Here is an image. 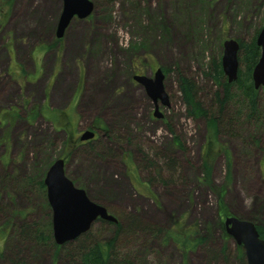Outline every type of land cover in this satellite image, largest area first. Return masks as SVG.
Instances as JSON below:
<instances>
[{
  "label": "rangeland",
  "instance_id": "374dc122",
  "mask_svg": "<svg viewBox=\"0 0 264 264\" xmlns=\"http://www.w3.org/2000/svg\"><path fill=\"white\" fill-rule=\"evenodd\" d=\"M91 2V15L74 18L57 39L62 0H0V264H80L73 241L60 251L66 244L59 247L52 237L43 180L57 159L92 203L144 224L131 238L117 239L115 264H246L223 220L232 215L264 227V125L235 112L242 99L235 83L230 115L237 123L218 138L225 151L212 163L211 188L202 172L205 123L187 116L177 80L192 79L203 97L216 90L205 72L212 61L221 67L223 41H256L264 0ZM156 68L163 70L169 97L168 107L159 104L162 119L152 116L151 98L132 79L153 78ZM257 93L264 120V87ZM51 99L60 108L52 109ZM54 112L69 117L53 125L47 117ZM89 129L96 138L80 142ZM160 155L174 161L171 181L168 171L158 177L145 167V156H159L160 164ZM219 189L226 214L217 205ZM109 223L97 220L86 233L106 244L115 232ZM178 230L196 233L208 247L183 254L173 240ZM210 246L227 259L209 260Z\"/></svg>",
  "mask_w": 264,
  "mask_h": 264
},
{
  "label": "trees",
  "instance_id": "16d2710c",
  "mask_svg": "<svg viewBox=\"0 0 264 264\" xmlns=\"http://www.w3.org/2000/svg\"><path fill=\"white\" fill-rule=\"evenodd\" d=\"M115 1V0H113ZM239 42V48L241 50V54L243 60L246 63V69L248 71L247 78L243 81V74L239 73L238 79L235 82L240 87V94L242 95V99L240 100V107L235 111L241 115L246 121H253L255 125L261 127L264 125V120L261 116L259 110V100L258 93L253 87V83L250 82V76L252 69L258 62V58L260 55L259 47H256L255 40L252 39L247 45H245L242 41L237 39ZM59 41V40H58ZM241 57V58H242ZM206 77H208L212 84H215L216 90L213 92H209L203 96L200 95L199 86L192 79H187L183 75H179L178 77V85H180V92L182 101L184 104V108H186L187 116L190 119H200L205 123V147L203 151V176L204 183H207L208 186L211 187L212 183V170H213V161L217 158L219 153L224 152L225 149L218 141L220 135H227L233 130V124L235 125L236 117L230 115V106L233 104L235 100V95L233 94V87L236 85L235 83L230 84L227 83L226 78L223 77V72L221 71L220 64L212 61L209 65L207 72H205ZM230 103H232L230 105ZM232 108V106H231ZM55 115L54 117H47L50 122L55 125L56 118L60 116L69 117L68 113L65 112H54L51 113ZM175 145L180 146V143L175 139ZM163 157L164 162H160L158 164L159 156H154V161L150 160L149 157L145 156L143 162L145 167H149L157 171L158 177H160V173L163 171L169 172L170 180L175 175L174 171V161L171 159H166ZM227 181L229 183L231 181V163L230 156L227 155ZM174 178V177H173ZM212 188V187H211ZM224 189H219L217 192V205L222 214H226L227 211L225 209L224 198H223ZM107 212L117 219L116 223H109L115 227V232L113 235V239L107 242L106 244L98 243L89 238L90 233L83 234L82 236L76 238L72 243L76 244L74 248L77 253L76 256L71 257L67 254L68 260L71 262V259L77 258L80 261V264H115L114 258L112 256L115 251V245L117 239H129L134 234H138L140 231L145 230L144 224L134 217V216H122L118 217L115 214H112L108 209ZM122 220V221H121ZM103 223V222H102ZM257 231L259 232L260 238L264 240V227L256 226ZM27 232H25L26 234ZM24 235V234H23ZM166 237H170L171 234H166ZM173 240L178 246L179 250L183 254L190 250H194L200 246V244H205L206 240L204 238L199 237L196 233L191 232H178L174 233ZM86 242H91L89 245H85ZM70 244V243H69ZM54 246V245H53ZM68 244L61 249L59 247L55 248V257L58 255V250L67 249ZM68 250V249H67ZM224 252V251H222ZM219 251L215 250L211 246L208 248V256L209 260L213 262H217L221 260L223 257L225 260L227 259L226 255ZM17 259L19 260V254H16Z\"/></svg>",
  "mask_w": 264,
  "mask_h": 264
},
{
  "label": "water",
  "instance_id": "95a60500",
  "mask_svg": "<svg viewBox=\"0 0 264 264\" xmlns=\"http://www.w3.org/2000/svg\"><path fill=\"white\" fill-rule=\"evenodd\" d=\"M62 12L56 26V38L61 39L73 18L84 20L93 12L90 0H62ZM264 24V23H263ZM256 47L260 49L257 64L252 69L251 81L258 92L264 87V25L257 34ZM221 70L227 83L236 82L239 75L240 48L239 42L227 39L222 44ZM153 78L146 75H133V80L144 88L146 94L155 104L153 117H162L158 104L168 107L169 97L164 91V75L161 68L156 69ZM79 137L81 142L94 139L92 130L83 131ZM64 159H57L46 171L43 183L46 188L47 201L52 211V237L57 246L70 243L88 232L96 220L116 223L117 219L109 214L105 207L92 203L86 192L75 187L65 175ZM224 230L227 235L242 247L246 264H264V240L260 238L255 224L240 220L234 216H225Z\"/></svg>",
  "mask_w": 264,
  "mask_h": 264
},
{
  "label": "crops",
  "instance_id": "0c3cea01",
  "mask_svg": "<svg viewBox=\"0 0 264 264\" xmlns=\"http://www.w3.org/2000/svg\"><path fill=\"white\" fill-rule=\"evenodd\" d=\"M73 97H74V96L66 97V100L68 99V102H71V99H72ZM49 102H50V107H51L52 109H54V108H60V107L58 106V104H57V103H60L58 100H55L54 102H52V99H51V100H49Z\"/></svg>",
  "mask_w": 264,
  "mask_h": 264
},
{
  "label": "flooded vegetation",
  "instance_id": "af4514ba",
  "mask_svg": "<svg viewBox=\"0 0 264 264\" xmlns=\"http://www.w3.org/2000/svg\"><path fill=\"white\" fill-rule=\"evenodd\" d=\"M157 69V68H156ZM152 105H153V109H154V107H155V104L152 102ZM158 109L159 110H162V109H160V105L158 104ZM163 116V115H162ZM163 117H160L159 119H162ZM95 138H96V135H95Z\"/></svg>",
  "mask_w": 264,
  "mask_h": 264
},
{
  "label": "bare ground",
  "instance_id": "6f19581e",
  "mask_svg": "<svg viewBox=\"0 0 264 264\" xmlns=\"http://www.w3.org/2000/svg\"><path fill=\"white\" fill-rule=\"evenodd\" d=\"M43 5L45 6V4H43ZM74 47H75V44L70 46L71 49H74ZM108 194H111V193L110 192L109 193L106 192V195H108Z\"/></svg>",
  "mask_w": 264,
  "mask_h": 264
}]
</instances>
